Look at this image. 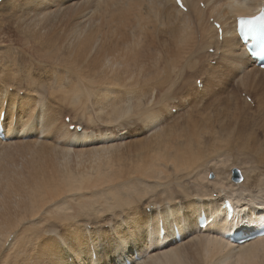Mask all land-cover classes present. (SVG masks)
Segmentation results:
<instances>
[{
	"label": "bare ground",
	"instance_id": "bare-ground-1",
	"mask_svg": "<svg viewBox=\"0 0 264 264\" xmlns=\"http://www.w3.org/2000/svg\"><path fill=\"white\" fill-rule=\"evenodd\" d=\"M181 4L187 13L173 0H0V35L12 25L25 48L39 49L30 51L38 55L37 65L31 62L25 75L34 93L22 95L4 61L12 54L5 55L7 47L0 45V147L31 142L23 174L13 176L19 166L0 161L3 264H264V238L242 245L231 241L233 233L248 236L264 227V121L255 118L264 120V106L250 118L220 113L216 132L187 118L184 131L171 144L164 142L161 118L153 110L154 81L174 70L176 61L161 68L158 51L141 40L145 27L165 22L175 49L180 52L190 37L197 39L196 49H212L228 68L212 77L234 76L238 85L250 79L251 89L264 100V68L247 56L235 31L237 19L255 16L264 0ZM144 6L143 13L134 14ZM180 15L184 19L177 25ZM211 21L219 24L221 35ZM193 23L203 27L197 37L190 35ZM115 24L138 34L140 45L132 42L144 47L109 48ZM101 26L105 32L98 31ZM122 30L111 34L121 37ZM38 68L43 76L32 78ZM147 85L150 94L143 101ZM9 94L13 102L7 104ZM54 102L61 103L55 112ZM91 105L109 128L87 132L82 120L91 122ZM63 106L74 116L65 115L57 126ZM131 122L141 123L144 132L152 130L146 145L130 140ZM257 122L261 135L253 129ZM174 140L181 145L174 146ZM232 169H239L243 181L230 179ZM201 215L207 220L204 228L197 225ZM24 223L33 235L27 239L21 234Z\"/></svg>",
	"mask_w": 264,
	"mask_h": 264
},
{
	"label": "rangeland",
	"instance_id": "rangeland-1",
	"mask_svg": "<svg viewBox=\"0 0 264 264\" xmlns=\"http://www.w3.org/2000/svg\"><path fill=\"white\" fill-rule=\"evenodd\" d=\"M145 7L146 6H144L141 10L136 9L134 11V14L143 13L145 10ZM181 11L183 13H187V9H183ZM100 14H101V12H100ZM178 19L183 20L184 18L181 15L176 17V20H175L176 24L179 22ZM163 23L165 24V22H163ZM163 23L159 24L160 26L155 25L153 27L152 25H149V26L145 27V29L146 28L147 29H146L145 34H142L141 40L148 43V44H151L158 51V53L160 54V57L162 58V59L160 58V62H159V66L162 65V66H160L161 68L168 61L169 62L176 61L175 62L176 66H175L174 70H170V71H168V73L167 72L161 73L159 76L162 75L161 76L162 78L157 77L158 79L156 78V80L154 81L156 86L154 85L153 101H154V108L155 109H153V110L154 111L156 110L155 112H157L161 118L160 122L158 124L159 125L158 128L163 127V129L165 130V132H164L165 137L162 138V140L164 142H169L171 144L172 139L175 136H178L179 134H181L179 132L184 131V129H185L184 127H186L185 125L188 126L187 118H189L188 120H193L200 127L210 128V129H212V131H214L213 130V129H215L214 127H216L218 124L221 123L220 122L221 117H219V116H220V113H222V112L239 113L241 115V117H243L245 115L244 117H246V118H250L253 115L256 116L255 113L260 112V106L261 105L264 106V100H263V97H259L260 93H259L258 89L257 90L251 89V88H253V85L250 86V84H251L250 79H249V82L240 83L238 85L239 81L236 83L237 79L234 76L232 78L228 77L227 78L228 80L224 79V81L221 80L219 75H216V78L212 77L213 72L215 70L221 69V71H223L224 69H228L224 66L223 63H221L218 60L217 55L213 52V50L208 49L207 51H205V49L203 48V50L199 51L198 49H196L195 46H193L194 42L197 43V39H193L190 37V41H188V44L179 52V49H175V46H173L172 42H170V36L168 34V26H165ZM7 24L8 23H6V25ZM115 26H116V28H114V30H112L114 33H115V29H117L118 31L122 30L121 28H119L121 26L117 27V24H115ZM164 27H165V29H164ZM103 28H104V26H103ZM103 28L101 26L98 31H102ZM105 28L103 29L102 32H105V30H106ZM126 29H128V27L125 26L122 30L123 33H122L121 37L118 36V38L115 37L116 34H111L112 31L110 33H108L109 34V36H108L109 40L107 42H109L108 43L109 48L112 46L121 48L122 46H126V45L129 48H131L132 45H134L132 41H136L138 43L139 35L135 34V33L132 34L131 32H129L128 30H131L130 28L128 30H126ZM148 29H149V31H148ZM189 29H190V35L197 37L198 34L200 33V31L203 30V27H202L201 23H199V24L193 23V24H191ZM1 30L2 29L0 28V31ZM0 39H1L0 45L1 46L5 45L7 47V50H8L5 55H11L12 54L9 59H6L4 61H5L7 66L8 65L10 66V70H9L10 73L11 72L15 73L13 75V77L15 76L14 79H16V81H13V84L17 87V90H19L22 95H25V93H30V94L34 93V92H32V88H31V87H33V85L27 86L28 79L26 78V76L29 73L28 74H26V73L29 71L28 68L31 67V62H32L33 66L37 65L35 63V61H37L38 55L35 56L34 54H31L30 51H32V53H35L39 49L38 50L32 49L33 46L25 48V45H26V44H24L25 40L20 35H18L17 31L14 29V27L12 25L8 26L7 28L4 27L3 35L2 34L0 35ZM2 40H4V41H2ZM144 42H143L142 46H140V47L138 45L137 46L134 45L135 48L141 49V47H144V45H145ZM2 43H3V45H2ZM131 43H132V45H131ZM111 44H112V46H110ZM138 44L140 45V42ZM192 53L194 55H192ZM175 56H177V57L174 58ZM189 56L191 57L192 61H191V59H188V58H190ZM193 58H194V60H193ZM187 60H189V61H187ZM9 62H11L12 64ZM183 62H185V64L187 62L186 66ZM189 63H190V66H189ZM178 65H179V67H178ZM24 67H25V69H23ZM40 68H42V67H40ZM177 69H178L177 73H179V71H181L178 75L176 73ZM129 70L134 72L135 67H133ZM35 73H37L38 76H40V77L43 76V71L41 70V72H39V68H38V70L32 71V73H30V76L32 78L35 77ZM167 74H170V75L167 76ZM174 74H176V76ZM165 75L169 79L166 78ZM172 75L174 76V81L171 80ZM163 77L165 80L163 79ZM159 79H160V81L162 80V83H160V81H157ZM18 80H21L20 85L16 84V82H18ZM232 80H233V82H232ZM137 81H139V79H137ZM142 81L143 80H141V82ZM163 81L165 84H167V82L170 81V82H168L169 90L167 88L168 86H164ZM141 82H139V85H141ZM173 82L174 83L176 82V84L172 85ZM157 85H160V87L159 86L157 87ZM170 87H172V88H170ZM240 87H242V88H240ZM236 88H237V90H236ZM246 88L251 89L252 94H254V93L255 94L250 95L251 93H249ZM0 89H1V76H0ZM7 89L11 93L16 91L14 87H8ZM145 89H146V91H144ZM147 89H148V91H147ZM162 89H163V91L161 92ZM166 89H167V91L165 92ZM158 90H160V91H158ZM143 91H144V93H143ZM256 91H258V92H256ZM157 92L158 93L160 92L159 93L160 95ZM168 92H170V93H168ZM141 93H143L141 99L143 101H146L147 100L146 97L149 98V94H150L149 86L144 88ZM157 94H158V96H157ZM9 95H11V94H9ZM243 95L247 96L251 102L248 103L247 101H245L243 98ZM154 96H155V98H154ZM18 97H20V95H18ZM255 97H257V99ZM45 98H46V96H45ZM162 98H165L166 100L162 99ZM170 98L172 100H169ZM156 100H158V101L156 102ZM256 100L260 101V103L257 104ZM5 101H7V104L12 103L13 102L12 95L10 97H8L7 100L5 99ZM157 103H159V104H157ZM169 103H170V105H168ZM142 104L143 103H141L138 106L136 112L142 108ZM239 104H240V106H239ZM53 105L55 106V107L52 106L53 111L55 112L56 106L59 107L61 105V103L59 105V103L54 102ZM133 105L135 106L136 103H134ZM157 105H159V106H157ZM89 108H88V111H89L88 114L92 118L91 122L88 121V123H87V120H82V123H83L82 125L84 126V128L86 126L85 129L88 130V131L87 130L86 131L91 132V128H93V130H96V131H102V130L104 131L107 128H109L108 125L107 126L104 125V121H102V119L99 118V116L95 113L96 111H95L94 106L91 105ZM169 108H171V109H169ZM68 109H70V108L67 106H63L60 108V112L58 111V117L57 118L60 119V120L58 119V121L60 123H58V121H57V123H58L57 126H59L60 124L63 123V117L65 115L69 116L70 119L74 116V111L67 112L66 110H68ZM172 109H174V112L171 111ZM236 110H238V112ZM198 113H200V114H198ZM201 113H203V115H205V116L208 115L209 118L206 120L205 119L203 120V117H202L203 115ZM196 114H198V115H196ZM214 114L218 116L217 117L218 119L215 117ZM167 115H169V116H167ZM170 115H172V116H170ZM67 116H65V117H67ZM255 118H256V120L259 119V121L257 120L259 122V124H260V120L262 121V123L264 121L262 119V117L256 116ZM184 120L186 123L184 122ZM217 120H218V122H217ZM251 121L255 122L254 120H251ZM68 122H69V119H66V123H68ZM258 122L254 123L255 126L253 129L257 130L258 134L261 135V134H263V132L261 130H258L259 129ZM184 123H185V125H184ZM199 123H200V125H199ZM85 124H87V125H85ZM131 124L134 127L132 126V128H130L128 130L130 135H132L130 137V140L138 141L139 143L146 145L147 141H148L147 137L151 136L150 132L152 130H150L148 132H144L142 130L143 125L141 123L135 125L131 122ZM174 126L176 129L174 128ZM70 127H72V129H73V126H70ZM216 128H218V127H216ZM72 129H69V130H72ZM216 130L217 129H215L214 132H216ZM50 142H48V143L50 144ZM177 142H179V143H177ZM177 142L175 140L173 141L174 146L175 145L176 146L181 145L180 143H182L181 140H179ZM15 143L16 144H14L13 146L12 145L7 146L5 144L6 146L0 147V155H1L0 161L4 160V162H6L7 164H11L13 166H19V169L18 168L13 169V173H12L13 176H15V174H17V173L23 174L25 172L22 170L25 169L26 161L28 160V156L26 155V153H27V150H29L31 148V147H29L31 142L19 141V142H15ZM42 143H47V142H42ZM59 146L62 147L61 144ZM2 168H6V167H2ZM6 169H8V168H6ZM2 176L3 175L1 174V179H2ZM208 178H210V179L213 178L212 173L208 174ZM231 178H232V176H231V172H230V179ZM241 179H243V177ZM241 181H243V180H241ZM0 183H1V181H0ZM2 183H1V185H2ZM2 187H3V185H2ZM0 190H2L1 187H0ZM29 227H30L29 223L23 224V231L21 232V234L26 239L29 236H33L32 232H29V230H28ZM0 264H3L2 257H0Z\"/></svg>",
	"mask_w": 264,
	"mask_h": 264
},
{
	"label": "water",
	"instance_id": "water-1",
	"mask_svg": "<svg viewBox=\"0 0 264 264\" xmlns=\"http://www.w3.org/2000/svg\"><path fill=\"white\" fill-rule=\"evenodd\" d=\"M231 176H232L231 180L235 183H239L242 180L239 171L237 169L231 170Z\"/></svg>",
	"mask_w": 264,
	"mask_h": 264
},
{
	"label": "snow or ice",
	"instance_id": "snow-or-ice-1",
	"mask_svg": "<svg viewBox=\"0 0 264 264\" xmlns=\"http://www.w3.org/2000/svg\"><path fill=\"white\" fill-rule=\"evenodd\" d=\"M177 2L179 3V2H180V0H177Z\"/></svg>",
	"mask_w": 264,
	"mask_h": 264
}]
</instances>
